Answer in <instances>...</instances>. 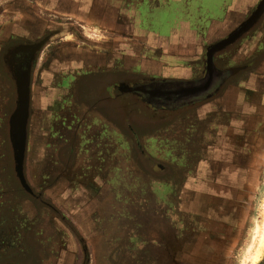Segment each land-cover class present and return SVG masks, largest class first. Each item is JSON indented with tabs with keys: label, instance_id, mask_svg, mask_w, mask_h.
Here are the masks:
<instances>
[{
	"label": "rangeland",
	"instance_id": "374dc122",
	"mask_svg": "<svg viewBox=\"0 0 264 264\" xmlns=\"http://www.w3.org/2000/svg\"><path fill=\"white\" fill-rule=\"evenodd\" d=\"M13 1H17L19 7L15 10L7 8L10 13H14L12 19L0 18V36L16 27L12 22L14 18L37 20L40 22V32L36 36L43 37L48 33L50 38L46 39L40 54L46 53L47 48L55 47L60 50L71 49L72 53H81L83 57L106 55L107 58L111 52L109 48L113 49L116 39L120 38L113 27H104L90 21L92 19H88L87 7L76 4L71 6L70 3L65 4V8L55 9L40 3V0H0V4L7 7ZM132 1V9L122 7L127 11L128 16H122L127 26L133 20L138 22L140 15L147 11L150 16L157 13L156 6L152 5L154 0ZM177 3L178 1L175 2L176 5ZM71 9L75 12H87L85 11V15L74 14ZM165 14L166 19H171V12ZM24 25L28 26L26 23ZM66 34H71V38L73 34L75 40L63 41ZM121 37L119 41L122 50L127 52L122 55L125 60L129 58L132 46L137 50L136 44L142 43L140 40H132L129 33H123ZM83 42L99 46L85 47ZM95 58V62L100 61V58ZM253 87H256L254 90L261 96L264 95V83ZM239 94L247 98L243 91ZM260 98V106L256 102L247 111L254 115L261 113L256 121H249V133L255 138L254 149L249 150L251 152L246 149L244 153L234 151L245 157L249 156V161L244 166L242 161H235L230 171L232 178L221 173L228 168V158L221 160L218 156L215 160L208 157V160L204 158L198 162L199 156L207 152L204 149L215 145L217 138H220L214 133L215 129L234 125L227 117L210 116L203 119L195 117L193 109H186L162 123L150 125V132L148 128H144L142 131L148 133L142 134L143 139L157 158L147 159L142 152L137 153L138 159L140 158L138 165H135L133 159L132 147L134 149L135 142L126 123L123 122L120 126L115 123L116 128L113 129L105 117L102 134L95 131L96 136L101 137V144L98 145L96 141L92 147H88L86 142L78 144L77 158L84 161L81 175L89 179V184L81 189L80 185L77 188L75 185L58 188L61 195L58 202L63 198L60 203L68 216L60 218L52 214V220L47 222L41 218V211L38 213L33 202L19 189L20 184L14 176L10 146L8 149L3 148L0 151V199L4 200H0V264H84L81 263L83 253L88 254V262L85 264L246 262L249 246L255 240V226L257 222L264 221V97ZM34 102L35 95V108ZM68 104L63 101L62 112L70 107ZM77 106L72 107L73 112ZM81 110L86 115V106L83 105ZM234 123H240V120ZM30 125H37V119L31 121ZM135 126L143 128L136 123ZM235 130L233 134L237 136L239 129ZM35 136L36 133L27 135L29 146H26L24 172L30 185L37 188L40 172H37V162L33 164L35 147L32 143L36 141ZM48 153L46 150L44 155ZM50 154L53 155L52 152ZM69 157L70 154L65 152L64 159ZM158 164L163 167H158ZM105 169L107 172L103 174L102 170ZM218 170L221 178L217 182L212 176ZM182 190L200 194V210L207 216L202 214L197 219L183 211V204L181 208L177 198L178 192ZM51 191L57 190H49L44 195L49 202L50 198L55 201ZM90 192L92 195L99 194L90 196ZM20 197H26L28 204H23ZM197 206V201L193 200L188 208L191 211ZM35 218V227H19L21 221L23 225L30 224ZM102 228L105 230L102 231ZM200 237L201 242L198 241ZM24 238L28 245L26 253L25 250L22 254L17 253V248L11 250L15 244L13 242L17 245L22 243L24 247ZM255 264H264V248Z\"/></svg>",
	"mask_w": 264,
	"mask_h": 264
},
{
	"label": "crops",
	"instance_id": "0c3cea01",
	"mask_svg": "<svg viewBox=\"0 0 264 264\" xmlns=\"http://www.w3.org/2000/svg\"><path fill=\"white\" fill-rule=\"evenodd\" d=\"M68 1L71 2V6L75 4L86 5L92 13L96 14L100 18L99 20H96L95 18L88 17V19H92L90 21L96 22L104 27L109 25V27H113L117 34H120V38H117V41H115L114 48H109L111 52L109 53L110 55H108L107 58L106 55L83 57V54L81 53H73V57L70 59L71 66H78L82 65V63L89 64L91 62H94V59H96L95 57L100 58L99 60L101 61L100 64H102V69L104 68L105 70V78L103 84L104 92L106 95L111 94V92L113 93V91H116V94H118L116 95V98L114 100H112L109 96L106 97L107 101L101 104V111L96 113V115L98 116L97 120H93L92 116L89 115L91 128L87 129L84 125V133L83 131L81 133V136L83 138H80V140L81 142L87 141L86 139L95 134V131H97V133L101 132L102 134V129L105 128V117H107V121L111 124L113 129L116 128L115 123H118V126H120V124H123L124 122L129 128L131 134L137 137V141H135L137 142V148H135V145L134 149L132 147L135 165L136 163L137 165L139 164L137 151L145 153V156L148 155L150 157L152 156V158H157L154 153L149 150L147 144L143 139L142 134H146L148 132H144L142 130H144V128H148L147 130H149L150 132V125L162 123L165 119H169L179 113H182L186 109L173 115L165 116L161 110L155 108L144 99H140L137 96V93L139 92L135 93L134 91H130L134 102H125V100L122 99L123 95L120 94L122 92L119 90V88L126 87L125 85L127 84V80H124L117 85L116 83H118V81L116 80L120 77V74L122 72H133L141 76H145V78L134 79L135 82L138 83L135 91L139 89V84H141L142 82L144 83L167 80L189 81L202 77L206 69L205 56L208 48L213 43L220 41L221 39L230 35L233 31H235V29H237V27H239L243 23L242 20L244 19L247 10L252 8L257 2V0H184V2L181 3V0H154L152 5L156 6V9L161 12L160 14L157 13L158 17L156 18V20H149L150 17L144 18L143 15H140V19H138V22H130L134 24V26L132 24H129L127 26L123 22L122 18L117 17V10L121 9L124 4L133 3L132 0ZM177 1L178 3L176 5L175 2ZM58 2L59 0H55L56 6ZM84 11L87 12V10ZM72 12L74 14L80 13L85 15V13L79 11L75 12L74 10H72ZM166 12H171V19H166ZM142 22L146 23L145 27H142ZM160 24L161 27H159ZM123 33H129V37L132 40H140L142 43L141 45L136 44V46L138 47L137 50H135L136 48L132 46L133 50H130L131 54L128 55L129 58L125 59L127 60V62H125L122 57V55L127 54V52H123L121 43L119 41L121 40V35ZM237 47L239 48L238 50ZM261 48H264V19L261 21L255 37H252L251 35L241 40L231 50H224L220 53H217L216 58L222 61L224 65H236L246 62L248 59L254 57ZM66 50L68 49H63L62 51ZM235 50L236 52L229 56V54L231 52H234ZM62 51L59 52V54H63ZM67 52L70 53L71 51ZM239 79L242 83H244L243 85L245 87H249V89L253 90L256 88L253 86H260L261 84H263L264 59L261 63L258 64L255 69L244 72L242 77ZM112 84L113 87L111 86ZM92 86L94 85L89 80V83L87 82L86 88L91 89ZM128 86L129 85H127V87ZM227 93L228 92L222 94V96L216 99L215 102L224 103L225 100L229 98V94L227 95ZM144 94L148 96L146 94V91ZM208 100L200 102L193 107L187 108V110L193 109L195 117L198 116L199 118H208L212 115V108L210 106L211 102H208ZM262 102L264 103V99L262 100ZM199 104L201 105L198 107ZM87 105L91 107V105L93 104H91V101H86L85 106L87 107ZM124 105L126 106L124 107ZM253 105L254 104L250 103L248 107H245L243 109L245 112L242 113V115L238 116V119H240V123H234L232 121L234 125H229V128H227L230 129L231 132H228V130L220 132V138H217L216 144L208 149L211 152L210 158L212 159L216 160L220 157L221 160H224V158H228L229 163H226L228 165V168L224 169V172L223 170L221 171V173L223 174L226 173L228 178H232L230 171L231 169H233L232 164L235 161H242L243 166L249 161V156L245 157L243 156V154H237L234 151L237 150L244 153L246 149L248 151L254 149L253 145L255 143L253 140L255 138L249 133V131H251V124L249 123V121H256V119H258L257 116L261 115V113L259 112V115H254L247 112L249 108L252 109ZM127 106H131V110L133 109L134 113L130 109H127ZM89 112H87V114H89ZM189 118L191 117H188V119ZM244 120L246 121L245 123ZM135 123L138 124V126H143V128L138 129L135 126ZM232 127L236 129L235 131L239 129L237 136H234V129L231 130ZM212 132L213 131L211 130V133ZM214 133L216 134L217 131H214ZM99 140L101 142V137H94V141H96V143H99ZM91 144L92 142H89L87 146H90ZM236 146L238 147L236 148ZM228 151L230 152L228 153ZM79 163L80 160L77 158L76 154L74 158L73 171H76L75 169L80 166ZM220 170L214 171V176H212L213 179L217 180V182L221 178ZM182 191H179V195L183 197L182 199H184L183 211H185L186 214L190 212V214L193 215L202 216V214H205V216H207L206 213L201 212L202 208L200 206V194L195 192L191 193L187 190ZM193 200L197 201V208H199V210L196 208L195 210L192 209L190 211V209L188 208L190 202H192ZM181 208L180 211L182 212ZM75 213L77 212L75 211ZM66 216H68L67 212ZM104 230L105 229L102 228V231ZM100 235L101 234L99 233V236ZM201 240L202 238L200 237L198 241L201 242Z\"/></svg>",
	"mask_w": 264,
	"mask_h": 264
},
{
	"label": "flooded vegetation",
	"instance_id": "af4514ba",
	"mask_svg": "<svg viewBox=\"0 0 264 264\" xmlns=\"http://www.w3.org/2000/svg\"><path fill=\"white\" fill-rule=\"evenodd\" d=\"M262 1L263 0H257L256 4L252 8L247 10L246 15L242 20V22H245L250 17V15L256 10V8L259 6V4ZM39 2L40 3L43 2L49 7H53L55 9H59L60 7L65 8V4L70 5L71 3L68 0H59L56 6L55 0H40ZM8 3L11 2L8 1ZM133 3L124 4V7L131 8L134 6ZM135 3L138 4L137 2ZM18 4L19 3L17 1H13L12 4H10L7 7H5V5L3 4H0V18L11 17L12 19L14 13L13 12L10 13L8 9L11 7L13 10H15L19 7ZM76 5L77 6L81 5L84 8L87 7L86 5H82V4H76ZM124 9L121 8L119 9L120 11L117 10V17L122 18V16L124 17L127 15L126 14L127 11ZM87 10L89 13L87 14V16L93 17L96 20L100 19L99 16L92 13L91 10H89V8H87ZM83 12L86 13L85 11ZM157 13L160 14L161 12L157 10ZM157 13H155L153 16H150V14L147 11L146 14H142V15L144 18L150 17L149 20L152 19L156 20V18L158 17ZM22 19L17 20L14 18L12 22L16 24V27L9 29L6 35L1 34L0 36V151H2L3 148L8 149L9 147L8 118L15 106V100H16L15 82L11 77L9 68L16 67L20 69L24 67V64L26 62L31 60L30 75H29L30 76L29 77L30 106H29L27 135L29 136L32 133L33 134L36 133L35 136L36 141L32 143L33 147H35L33 164H35V162H37L38 164L37 172L38 171L40 172L39 187L34 188L27 181V183L29 184V186L31 187L34 193V196L26 192L21 186L19 187V189L22 191L23 195H26V197H28V199L33 202V204L31 202L30 203L34 207L36 206L35 208L37 212L39 213L41 211V213H39L41 218L44 219L45 222H47L49 220H52L51 217L52 214L58 217L60 216V218L67 217L66 213L64 214L63 212L65 211V209L62 207L63 204L60 203L63 198L60 200V202H58V199H60L61 197L58 188L68 187V185L72 187L75 185V187L77 188V186L80 185V189H81L84 188V185L89 184V179L81 175V169H82L81 165L84 163V161H80L79 163L80 166L78 164L79 167L75 169L76 171H73V164H74V158L78 152V148H79L78 144L83 142H86V144H88L89 142H92V144L88 147L94 146L93 145L95 143L94 137L96 138L97 136L95 133L91 135L90 138L86 139L87 141L81 142L80 138H83L81 136L82 135L81 133L82 131L84 133L85 129H83V127L86 126L87 129L91 128L89 115L92 116L93 120H97L98 116L96 115V113L101 111V104L107 101L106 97L109 96L112 100H114L116 98V95L118 94H116V91L115 92L113 91V93L111 92V94H107V95L105 94L104 85H103L105 78V73H104L105 70L104 68L102 69V64H100L101 61L99 62L94 61L95 63L93 62L89 64L82 63V65L71 66L70 59L73 57V53L72 52L68 53L67 51H62L59 48H55V47L47 48L46 53L40 54L42 51L41 49L45 45L46 41L50 39L48 36L49 34L46 33L45 35H43V37H39L38 35L36 36V33L40 32V26L38 28V23L40 22H38L37 20L26 21ZM263 19H264V13L259 18L258 21H256L251 25L248 31H246L239 39H237L232 45H230L225 50L226 51L231 50L241 40L251 35L252 37H255L259 29V25ZM5 21L9 22V20H5ZM25 23L28 26H25L24 25ZM141 25L142 27H145L146 23L142 22ZM159 27H161V24ZM70 35L71 34H66V36L63 38V41L66 42L74 41L75 40L74 35L72 34V38L69 37ZM104 37L105 36H103V38ZM41 40H44V42L42 43L40 48L37 49L35 52H31V50H29L26 52L24 51L15 54L10 53V50L17 45H32ZM82 45H84L85 47H93V48H95V46H99V45L87 44L86 42H83ZM99 48L101 49V47ZM102 49L107 52L110 51L107 48H102ZM238 49L239 48L237 47V50ZM61 51L63 54L58 53ZM68 51H71V49ZM235 52L236 50L234 52H231L229 56ZM43 55H45L44 58ZM263 59H264V48L263 49L261 48L254 57L248 59L246 62L236 65H230V66L224 65L222 61L216 58V54L214 55L213 64L215 68H217L218 70L221 71L227 69H237V70L234 73H232L226 80L223 81V83L219 88L218 93L212 98H210V100H208V102H211L210 105L212 108L211 116L213 118H215L216 116H220L223 118L227 117L234 122L236 120H240L238 119V116L242 115V113L245 112L243 109L245 107H248L250 103L254 104L257 102L258 106H260V100H261L260 97L262 96L264 97V95L261 96L260 93L256 92L255 90L249 89V87H245L243 85L244 83H242L239 78L242 77L244 72L255 69L258 66V64L263 61ZM119 78L116 80L118 81V83H116L117 85L122 81L127 80V84L125 85L126 87L119 88V90L122 92L120 94L123 95L122 99L125 100V102L126 101L134 102V99L132 98L130 92V91H134L136 93L135 89L138 86V83L135 82L134 79L145 78V76H141L133 72H122ZM89 80L94 85L91 87V89L86 88L87 82L89 83ZM113 84L111 85L112 87ZM127 85L129 86L127 87ZM240 91H243V93L247 95V98L242 97L239 94ZM225 92H228L227 95L229 94L228 95L229 98L226 99L224 103L222 102L216 103L215 100L220 98L222 94H224ZM34 95H35V102H34L35 108L33 107ZM63 101L65 103H69L68 105L70 107L69 108L67 107V110L69 109L68 111L64 109V111L62 112ZM86 101H91V104L93 105H91V107L87 105L86 107L88 110L87 112L90 111L91 113L89 112V114H87L86 112L85 115L84 113L81 112L82 111L81 107L83 105L85 106ZM75 104L78 106L76 111L73 112L72 107L76 106ZM200 105L201 104H199L198 107ZM125 106L126 105H124V107ZM127 109L131 110V106H127ZM131 111L134 113L133 109ZM36 119H37V125H30L31 121ZM31 126H33V128H31ZM227 128L229 127L220 128V130L215 129V131H217L216 134H218V131L222 132L228 130V132H231L230 129ZM131 136L133 137L134 142L137 141V137L135 135L131 134ZM135 143H136L135 148H137V142ZM97 144L98 145L101 144L100 140L99 143ZM28 146H29V142H27V147ZM46 150H48L49 153L47 155H44ZM204 150H206L207 152L206 154L204 153V155L199 156L198 162L203 161L204 158L208 160V157L211 156V152H209L208 148ZM50 152H52L53 155H51ZM65 152H68L71 157H69L68 159H64ZM137 153L140 152L137 151ZM145 158L151 159L152 156L150 157L147 155L145 156ZM139 162H140V158H139ZM158 165H159L158 167H163L160 164ZM24 169H25V165H24ZM102 172L103 174H105L107 171L105 169L102 170ZM49 190H57L55 192L51 191L54 195L53 198L55 201H53L52 198H50V202L47 199H45L44 195L48 193ZM97 194L99 193H94L92 195V193L90 192V196H97ZM26 197H20V200H22L23 204H28L29 202L28 200H26ZM177 198L179 199L178 205L182 207L183 204L184 206V201L183 199H181L182 197L179 195V192L177 194ZM1 201L3 202L4 200L2 199ZM194 216L198 219L199 215H194ZM35 222L37 223L36 218L32 220L30 224L25 223L23 225L21 221L19 227H35L36 225ZM15 230L17 231V229ZM16 231H14V233H16ZM12 242L10 245H12ZM22 242L25 243L24 247H22V243L17 245L16 242H13L15 244L12 245L11 250L12 249L15 250L17 248L15 250L17 253L22 254L24 250L26 253L28 246L27 241L24 238ZM34 256L32 258L36 263V259L34 258ZM83 257L84 259H82L81 263L85 264L86 262H88V254L83 253ZM60 263L61 262H59V264Z\"/></svg>",
	"mask_w": 264,
	"mask_h": 264
},
{
	"label": "water",
	"instance_id": "95a60500",
	"mask_svg": "<svg viewBox=\"0 0 264 264\" xmlns=\"http://www.w3.org/2000/svg\"><path fill=\"white\" fill-rule=\"evenodd\" d=\"M264 13V0L259 4L250 17L243 22L235 31L227 37L213 43L207 50L205 56V73L195 80H167L140 82L136 91L140 99H144L164 115H173L196 104L215 96L221 84L237 69L218 70L213 64L215 54L224 51L248 31L253 23L259 20ZM44 40L32 45H17L10 50L11 54L35 52L40 48ZM30 61L22 68L10 67L9 72L15 82L16 100L15 106L8 118V140L11 149L14 176L20 186L34 196V193L27 183L24 174L25 153L27 146V126L29 120V75ZM146 91V96L144 93Z\"/></svg>",
	"mask_w": 264,
	"mask_h": 264
},
{
	"label": "bare ground",
	"instance_id": "6f19581e",
	"mask_svg": "<svg viewBox=\"0 0 264 264\" xmlns=\"http://www.w3.org/2000/svg\"><path fill=\"white\" fill-rule=\"evenodd\" d=\"M264 207V200H263ZM255 240L249 246L246 262L244 261L242 264H255L259 261L263 248H264V221L257 222L255 226ZM246 257V256H245Z\"/></svg>",
	"mask_w": 264,
	"mask_h": 264
}]
</instances>
